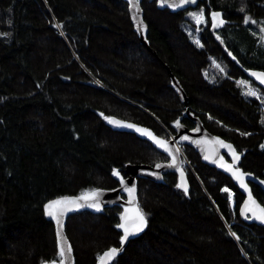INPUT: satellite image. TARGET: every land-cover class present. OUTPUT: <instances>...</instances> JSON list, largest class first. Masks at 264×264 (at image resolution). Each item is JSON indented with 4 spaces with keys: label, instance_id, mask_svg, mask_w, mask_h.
I'll use <instances>...</instances> for the list:
<instances>
[{
    "label": "trees",
    "instance_id": "16d2710c",
    "mask_svg": "<svg viewBox=\"0 0 264 264\" xmlns=\"http://www.w3.org/2000/svg\"><path fill=\"white\" fill-rule=\"evenodd\" d=\"M141 5L148 45L125 0H0V264L59 261L44 210L49 200L116 188L115 169L126 175L127 163L167 160L149 141L110 128L104 116L170 138L167 129L175 134L189 108L234 144L239 167L264 178V103L241 83L264 100L245 73L264 70V0H198L178 10L157 0ZM201 11L206 23L197 24L191 14ZM214 12L222 26H212ZM182 149L193 166L185 169L187 194L175 172L161 182L138 178L147 227L110 264H264V225L241 218L245 196L194 148ZM251 185L264 205V191ZM122 210L116 204L69 216L76 264H98L106 249L121 245Z\"/></svg>",
    "mask_w": 264,
    "mask_h": 264
},
{
    "label": "water",
    "instance_id": "95a60500",
    "mask_svg": "<svg viewBox=\"0 0 264 264\" xmlns=\"http://www.w3.org/2000/svg\"><path fill=\"white\" fill-rule=\"evenodd\" d=\"M125 1H127L129 4V12H130L131 20H132L135 31L139 35L141 41L143 43H145L146 45H148V39H147L148 26L144 20V13H143L142 5H141L142 0H139V11H137V9L133 7L134 0H125ZM197 2H198V0H196V3L193 4V3H182V0H166V2L164 4H161L160 0H157V3L160 7H169L173 10L184 9L186 7H189V6H195L197 4ZM174 5H178V6H174ZM134 16L136 17L135 19L133 18ZM140 21H142L143 25H145L146 28H143V29L137 28V23ZM245 73L258 86H260L261 88L264 89V83H262L261 80L257 79L256 76L252 75V73H264V70L247 69V70H245ZM171 79H172V86L176 90L177 95L179 96L181 101L184 104H186V106H188L187 94H186L185 90L183 89L182 85L180 84L179 80L173 74L171 75ZM111 117H113L117 120H120V121H124L126 123L134 124V125L141 127V128L148 129L153 134H155L156 137L169 141V146L172 147L173 153L177 156V164L175 166H172L171 165V155L167 151H165L163 148L158 147L147 136L141 135L140 133L136 132L135 129L127 128V127H118V126H115V125L108 122V125L113 130L122 131V132H130V133L136 134L141 139L149 141L155 148H157L160 152H162L163 154H165L167 156V160L156 163V164L164 165L161 168H156L155 167L156 164L127 163L125 166V170H124V173L126 175H124L123 172H121L119 169H115V170H119L120 176L123 177L124 184H121L120 178L113 175L115 180L118 182V186L116 188H111V189L97 188V189H94V190H101V195L98 197V199H99L102 207L99 211H97L94 208L85 206V207H82L79 209H75L73 211H69V212H67L66 215H64L62 217L63 235L66 238V240H65L66 244H71L70 240L67 236V233H66V223H67L69 216L74 212H77L80 210H89L92 212H101L104 210V208L111 207V206L116 205V204H119L123 207L122 215L125 213L126 210H129V215H132L134 209H136V208L141 209L139 206V201H138V189H137V179L138 178H148V179L153 180L155 182H161V181H163L165 174H167L169 172H175L179 176V183H181L180 169L182 168L183 173H184L183 179L186 181L187 187H189L187 172H186L185 167L183 165V160H182L180 150H179V152H175V149L179 148L178 145L191 146L192 148H194L197 151V153L199 154L203 163H205L211 167L216 168L217 170L221 171L222 173H224L225 175L230 177L231 180L234 182V184L237 186V188L240 190V192L245 196V199L242 202L240 209H239V213H240L241 218L243 220H246L249 223H254L257 225H264V221H261L259 219L252 217V213H248L247 217L244 214H242V210L244 209L245 204L249 202V191L251 192L252 199L255 201V205H250V206H253L255 208L257 214H259V208L264 207V205L259 201V199L253 193V189H252V185H251V183L257 184L264 191V183H262V182H264V178H260V177L256 176L255 174H253L249 171H244L241 167H239L237 165L238 163H234L228 149L220 147V145L218 143H216L215 141L218 138L219 140L225 142L226 144L232 145L233 148L238 153H240L236 149L234 144L232 142L224 139L222 136L210 132L205 127L202 120L199 117L194 116L193 113L189 110V108H187L186 111L176 120V121L179 120L180 124L182 125L181 127L178 128L176 126V121H175V131L176 132H175L174 136L170 137V138H165V137L158 135L151 127H149L145 124L137 123V122H134L131 120L122 119V118H119L116 116H111ZM184 117L189 118L192 121H194L195 126L190 128L185 123H183L182 119ZM197 128L199 129V131H195V129H197ZM183 136H188V137H190V139L189 140H182L181 137H183ZM196 141H202V143L198 144V143H196ZM240 155H241V153H240ZM205 156L210 157V159H205ZM221 157L223 159H221ZM217 160H219L220 163L214 162ZM220 164H233L234 167L240 168L244 173L251 174L250 176H246V178H245V183L247 184V189L242 188L240 186L239 181H237L235 179V177L230 172H228L226 170V168L220 167ZM133 186H135V189H136L134 197L130 196L129 193L127 191H125V187H133ZM83 194L61 196V197L49 200L45 204V206L50 201H53L56 199H61V198H66V197L76 198V197L82 196ZM92 202L93 201H87V202L81 201V203H86V204L92 203ZM45 206H44V210H45V214H46L47 218L49 220H51L55 225L56 240H57V245L59 248V237L57 235L56 221L53 217H50L47 215ZM122 215H121V217H122ZM248 217H252V218H248ZM122 222L123 221L121 219L120 223H122ZM147 223H148V220H147ZM145 230H146V227L144 228V230L142 232L130 236L129 239L126 242H124L123 245L112 246L110 248H113V247L121 248L122 247V249L124 250L127 243L130 240H132L136 237H139L141 234H143V232ZM120 231H121V234H123L122 229H120ZM110 248L106 249L104 252L108 251ZM123 250L119 254H121L123 252ZM51 262L52 261H45V262H42L41 264H51ZM110 263H111V261L109 262V264ZM56 264H61V259L59 261H56ZM63 264H76V258H75L73 247H72L71 253L67 254L66 257L64 258ZM98 264H100V261H98Z\"/></svg>",
    "mask_w": 264,
    "mask_h": 264
},
{
    "label": "snow or ice",
    "instance_id": "6c2138e0",
    "mask_svg": "<svg viewBox=\"0 0 264 264\" xmlns=\"http://www.w3.org/2000/svg\"><path fill=\"white\" fill-rule=\"evenodd\" d=\"M166 0H160L161 4H164ZM182 3H196V0H182ZM178 6V5H174ZM133 7L139 11V0H134ZM196 19V23H206L204 13L203 11L199 13H192ZM212 21H213V27H219L222 26L225 21L221 18V13L214 12L211 14ZM134 19L136 18L135 16L133 17ZM258 23L257 21H251L250 18L245 19V23ZM57 27H61L60 25H57ZM137 28L138 29H143L146 28L145 25H143L142 21L137 23ZM264 30V29H262ZM199 43V41H196ZM223 71V69H221ZM252 75L256 76L257 79L261 80L262 83H264V73H252ZM244 83V82H241ZM246 95H251V96H256L257 92L251 89H248V91L245 93ZM101 116H104L103 113L100 114ZM104 119L107 120L109 123L118 126V127H127V128H132L135 129L136 132L140 133L141 135L147 136L150 138L158 147L163 148L165 151H167L171 155V165L175 166L177 164V156L173 153L172 147L169 146V141L160 139L155 136L150 130L138 127L134 124L131 123H126L124 121L117 120L113 117H107L104 116ZM176 126L179 128L182 125L180 124L179 120L176 121ZM195 131H199V129H195ZM182 140H189L190 137L188 136H183L181 137ZM220 145L222 148L228 149L234 163H238L241 155L238 153L232 145L226 144L225 142L219 140L218 138L215 141ZM196 143H202V141H196ZM175 152H179V148L175 149ZM205 159H210V157L205 156ZM221 159H223L221 157ZM215 163H220L219 160L214 161ZM164 165L161 164H156V168H161ZM220 167L226 168L228 172H230L237 181H239L240 186L242 188L247 189V184L245 183V178L246 176H250L251 174H246L244 173L240 168L234 167L233 164H220ZM180 174H181V183L177 185V187L181 188L184 190L185 194L188 192V187L186 181L183 179L184 173L183 169H180ZM113 175L120 178L121 184H124L123 177L120 176L119 170H114ZM264 183V182H262ZM125 191L129 193L130 196L134 197V194L136 192L135 186L133 187H125ZM225 192L230 191L229 189L225 188ZM101 195V190H92L90 192L84 193L80 197L76 198H71V197H66V198H61V199H56L53 201H50L46 206V213L48 216L53 217L56 221L57 225V235L59 237V252L58 256L61 258V264L64 262V258L66 257L67 254L71 253L72 251V246L71 244H66L65 240L66 238L63 235V221L62 217L67 214L69 211H73L75 209H79L85 206L91 207L99 211L102 207L98 197ZM81 201H93L92 203H81ZM250 205H255V201L252 199L251 192L249 191V202L245 204L244 209L242 210V214H244L246 217L248 216V213H252V217L259 219L261 221H264V207L259 208V214H257L255 208ZM248 217V218H252ZM122 223L118 224L116 227L122 229L123 234L121 236V245L126 242L130 236L140 233L144 230L145 227H147V216L146 214L139 208H136L133 210V214L129 215V210H126L125 213L121 217ZM233 236H235V233H232ZM121 248H110L108 251L104 252L100 257L99 261L100 264H109L110 261H113L116 256L122 251ZM51 264H56V261H52Z\"/></svg>",
    "mask_w": 264,
    "mask_h": 264
},
{
    "label": "built area",
    "instance_id": "2783aa9c",
    "mask_svg": "<svg viewBox=\"0 0 264 264\" xmlns=\"http://www.w3.org/2000/svg\"><path fill=\"white\" fill-rule=\"evenodd\" d=\"M178 147H179V150H180V153H181V156H182V160H183V165L184 166H190V168L193 170V166H192V164H191V161L187 158V156L185 155V153L183 152V151H181V149H180V145H178ZM225 188H227V189H229L230 191H229V196H230V200H231V204L232 205H234V191L231 189V188H229V187H224L223 188V190L225 189Z\"/></svg>",
    "mask_w": 264,
    "mask_h": 264
},
{
    "label": "rangeland",
    "instance_id": "374dc122",
    "mask_svg": "<svg viewBox=\"0 0 264 264\" xmlns=\"http://www.w3.org/2000/svg\"><path fill=\"white\" fill-rule=\"evenodd\" d=\"M195 21H196V19H195ZM242 85L245 86V87L247 88V90H248V89H251V90L256 91V92H257L256 97L259 98L260 100H262V102L264 103V100H263V97H262V93H261V91H260L258 88L254 87V86H251L249 83H246V82L242 83ZM167 132H168V134L170 135V137H173V136H174V134H173L170 130L167 129ZM182 146H183V145H180V149H181V151H183ZM183 160H184V159H183ZM184 167H185V166H184ZM187 167L190 168V166H187V165H186L185 169H186ZM228 193H229V191H228ZM229 194H230V193H229Z\"/></svg>",
    "mask_w": 264,
    "mask_h": 264
},
{
    "label": "bare ground",
    "instance_id": "6f19581e",
    "mask_svg": "<svg viewBox=\"0 0 264 264\" xmlns=\"http://www.w3.org/2000/svg\"><path fill=\"white\" fill-rule=\"evenodd\" d=\"M186 167V166H185Z\"/></svg>",
    "mask_w": 264,
    "mask_h": 264
}]
</instances>
